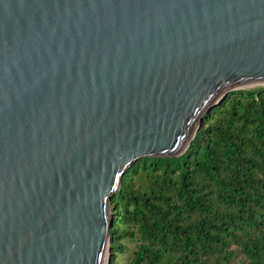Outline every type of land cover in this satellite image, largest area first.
I'll use <instances>...</instances> for the list:
<instances>
[{
  "label": "water",
  "instance_id": "water-1",
  "mask_svg": "<svg viewBox=\"0 0 264 264\" xmlns=\"http://www.w3.org/2000/svg\"><path fill=\"white\" fill-rule=\"evenodd\" d=\"M264 85V0H0V264H104L109 199Z\"/></svg>",
  "mask_w": 264,
  "mask_h": 264
},
{
  "label": "trees",
  "instance_id": "trees-1",
  "mask_svg": "<svg viewBox=\"0 0 264 264\" xmlns=\"http://www.w3.org/2000/svg\"><path fill=\"white\" fill-rule=\"evenodd\" d=\"M109 207L107 264L126 238V264H264V85L227 92L179 155L135 160Z\"/></svg>",
  "mask_w": 264,
  "mask_h": 264
},
{
  "label": "rangeland",
  "instance_id": "rangeland-1",
  "mask_svg": "<svg viewBox=\"0 0 264 264\" xmlns=\"http://www.w3.org/2000/svg\"><path fill=\"white\" fill-rule=\"evenodd\" d=\"M110 211L111 210L109 207V213L111 215ZM136 242H137L136 240L129 238H126L124 240L123 243L125 245V250L121 253H118L116 257L117 264H126L128 262L131 256V252L136 246ZM107 261H108V256L106 250L104 264H107ZM202 264H247V260L244 258V256L239 255V253H235L233 258L229 262H224L220 256H217V257H209L205 259L204 262H202Z\"/></svg>",
  "mask_w": 264,
  "mask_h": 264
}]
</instances>
